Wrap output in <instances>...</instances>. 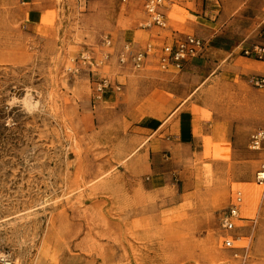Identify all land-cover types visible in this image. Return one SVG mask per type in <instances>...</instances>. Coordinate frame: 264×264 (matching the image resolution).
I'll list each match as a JSON object with an SVG mask.
<instances>
[{
  "label": "rangeland",
  "instance_id": "374dc122",
  "mask_svg": "<svg viewBox=\"0 0 264 264\" xmlns=\"http://www.w3.org/2000/svg\"><path fill=\"white\" fill-rule=\"evenodd\" d=\"M129 1L0 0V264H242L243 247L246 264H264V152L249 149L264 90L255 74L121 65L127 33L147 21ZM175 100L191 106L199 141L150 170L159 133L142 134V122ZM156 179L166 188L144 196ZM239 191L246 220L227 249L221 217Z\"/></svg>",
  "mask_w": 264,
  "mask_h": 264
},
{
  "label": "crops",
  "instance_id": "0c3cea01",
  "mask_svg": "<svg viewBox=\"0 0 264 264\" xmlns=\"http://www.w3.org/2000/svg\"><path fill=\"white\" fill-rule=\"evenodd\" d=\"M136 1L138 0H133ZM139 1L144 8V1ZM165 15V29L156 26L143 28L142 25L141 30L127 33L131 41L125 43L126 46L138 51L153 47L154 55L146 58L144 68L157 66L164 44L174 41L175 38L191 35L206 42L205 52L186 64L180 73L199 78V75L208 71L207 80L212 81L226 74L231 78L242 79H247L246 77L253 74L258 75V62L264 64V61L246 58L241 55V50L245 46L258 43L260 29L264 28V0H180L178 4L166 9ZM139 31L148 33L144 45H141L143 38L137 41ZM245 66L251 69H246ZM168 105L170 109L167 113L146 118L140 128L141 133L147 136L153 137L159 133V137L151 143L150 149L156 162L150 165V170L159 167V157L166 149H194L199 141L194 123L196 116L191 106L187 105V100H175L165 104ZM199 115L202 121L200 135H210L211 131L205 128L210 122V117L204 112ZM212 139L206 140V144H202L201 148L212 149ZM165 188L166 186L156 179L146 184L141 193L148 197V194Z\"/></svg>",
  "mask_w": 264,
  "mask_h": 264
},
{
  "label": "built area",
  "instance_id": "2783aa9c",
  "mask_svg": "<svg viewBox=\"0 0 264 264\" xmlns=\"http://www.w3.org/2000/svg\"><path fill=\"white\" fill-rule=\"evenodd\" d=\"M128 0H123L127 2ZM143 6L145 14L147 16V21L143 28H150L156 26L162 29L167 28V21L165 10L169 9L179 3L180 0H143ZM107 46L111 45V41H105ZM206 48V42L196 36H184L175 38L174 41L164 44L161 48V54L158 57L159 66L162 69L168 70L170 68L181 71L185 68L186 64L192 61L194 58L199 57L204 54ZM130 46H126L125 50L119 57V63L125 65L129 61L132 62L135 68H141L144 65L146 58L154 53L153 47H148L145 51H139L133 53ZM241 55L254 59L257 61H264V42L254 43L245 46L241 50ZM89 56H82L84 61H87ZM252 87L259 90H264V74L254 75L250 79ZM110 85L108 79H102L98 84V91H103L107 89ZM249 149L254 152H264V130L254 131L249 140ZM255 183L259 187L264 188V161L255 173ZM243 206V194L242 192H237L235 198L223 213L221 217V228L225 233V238L223 240L224 247L227 249H236L235 243L238 241L236 239V231L238 229V223L242 222L244 219L241 216V209ZM246 250L244 254V261L242 264H246L245 257L247 255V247H243Z\"/></svg>",
  "mask_w": 264,
  "mask_h": 264
},
{
  "label": "bare ground",
  "instance_id": "6f19581e",
  "mask_svg": "<svg viewBox=\"0 0 264 264\" xmlns=\"http://www.w3.org/2000/svg\"><path fill=\"white\" fill-rule=\"evenodd\" d=\"M259 69V68H258ZM0 260L1 261H5V259H4V257L2 256V257H0Z\"/></svg>",
  "mask_w": 264,
  "mask_h": 264
}]
</instances>
